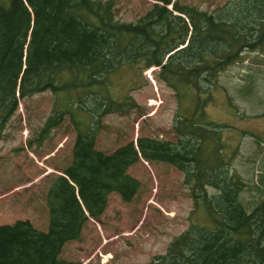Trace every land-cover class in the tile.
Here are the masks:
<instances>
[{
    "label": "trees",
    "instance_id": "1",
    "mask_svg": "<svg viewBox=\"0 0 264 264\" xmlns=\"http://www.w3.org/2000/svg\"><path fill=\"white\" fill-rule=\"evenodd\" d=\"M153 1L127 22L115 18L112 0H0V139L18 101L46 90L110 81L124 66L141 73L168 54L158 77L200 103L217 72L244 50L264 52V0H227L210 12L181 0ZM54 121L29 145L40 146ZM209 127L185 116L173 124L174 141L140 137L137 149L128 142L112 153L94 148L96 130L79 129L63 174L45 176L46 231L29 220L0 224V264H72L61 258L64 245L101 218L109 195L129 202L138 192L140 182L127 169L139 156L181 170L210 222H191L151 264H264V198L245 209L243 180L230 171Z\"/></svg>",
    "mask_w": 264,
    "mask_h": 264
},
{
    "label": "rangeland",
    "instance_id": "2",
    "mask_svg": "<svg viewBox=\"0 0 264 264\" xmlns=\"http://www.w3.org/2000/svg\"><path fill=\"white\" fill-rule=\"evenodd\" d=\"M112 1L115 18L127 22L136 21L153 4L152 0ZM181 1L211 11L226 0ZM244 55L239 63L231 66L236 72L232 84L228 86L227 81H221L227 99L223 94L211 92L206 105L189 99L187 94L193 97L192 93L184 94L183 90L175 93L154 80L157 69L151 71L154 81L151 83L146 69L137 74L128 66L120 68L110 81L108 76L104 82L105 93L115 101L124 99L127 90L139 82V77L145 79V86H136V90L128 93L140 109L125 107L129 115L98 117L96 144L98 141V147L112 150L117 144L137 136L172 138L176 113L183 119L189 116L197 123H212L210 135L218 137L225 145L226 153L232 157L231 165L233 163L247 182L240 201L249 211L264 196V52ZM252 71L257 72L250 77ZM241 82L244 83L234 90ZM90 88L95 91V83H91ZM53 95L45 91L19 102L17 112L4 130L0 140V224L29 220L40 230L47 227L43 198L47 186L45 176L59 173L69 163L76 124L71 115L65 113L59 124L46 133L40 146L36 142H31L30 146L28 142L40 138L39 132L53 112L61 107L69 112L73 99H80L82 92L77 89L72 93L59 91L57 99ZM88 114L82 110L72 113L81 127L92 119L93 115L89 118ZM243 133H246L245 138ZM259 168L262 174L255 178ZM129 173L141 181L136 196L130 202H123L117 194H111L101 218L90 220L79 239L66 243L61 258L73 264H151L152 258L163 254L172 239L191 222L210 225L203 204L195 205L177 168L140 160ZM208 193L213 190L209 188Z\"/></svg>",
    "mask_w": 264,
    "mask_h": 264
}]
</instances>
